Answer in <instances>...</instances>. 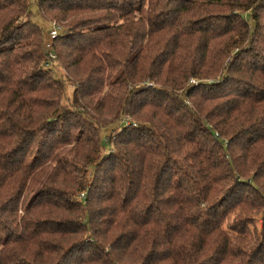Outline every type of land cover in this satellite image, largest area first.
I'll use <instances>...</instances> for the list:
<instances>
[{"label": "trees", "instance_id": "1", "mask_svg": "<svg viewBox=\"0 0 264 264\" xmlns=\"http://www.w3.org/2000/svg\"><path fill=\"white\" fill-rule=\"evenodd\" d=\"M35 3L49 49L0 0V264H264V0Z\"/></svg>", "mask_w": 264, "mask_h": 264}, {"label": "rangeland", "instance_id": "2", "mask_svg": "<svg viewBox=\"0 0 264 264\" xmlns=\"http://www.w3.org/2000/svg\"><path fill=\"white\" fill-rule=\"evenodd\" d=\"M28 3H29V6H30V10H31V12L33 14V16H32L33 22L42 27V30H43L44 36H45L44 40L50 42L49 37H48L47 34L51 30V24L56 26V27H60V25L56 21H52V23H51V22L45 20L43 17L37 15L35 0H28ZM67 87H68V90H70L68 84H67ZM110 88H111V86L108 87V89H110ZM108 95H111V96L109 98H107V99H104ZM118 96H119V93H117L116 91L107 92L106 95L104 93V94L96 96L95 101L97 100V101H100V102L103 103V107H104L103 108V115L107 116L106 115L108 113L107 110L111 109V108H114L116 106V104H114L113 100L117 99ZM125 119H126V117H125ZM256 225L258 227L261 226V220L259 219V217H258V220L256 221Z\"/></svg>", "mask_w": 264, "mask_h": 264}, {"label": "built area", "instance_id": "3", "mask_svg": "<svg viewBox=\"0 0 264 264\" xmlns=\"http://www.w3.org/2000/svg\"><path fill=\"white\" fill-rule=\"evenodd\" d=\"M59 31H60V27H56V26L51 24V30L48 33V37H49L50 42L46 41V43H45L46 49L50 48L52 40L56 37L57 32H59Z\"/></svg>", "mask_w": 264, "mask_h": 264}]
</instances>
